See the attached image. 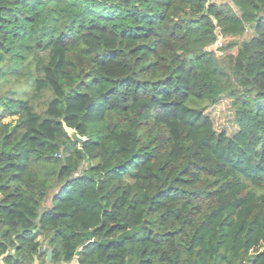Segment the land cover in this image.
Instances as JSON below:
<instances>
[{
    "label": "trees",
    "instance_id": "1",
    "mask_svg": "<svg viewBox=\"0 0 264 264\" xmlns=\"http://www.w3.org/2000/svg\"><path fill=\"white\" fill-rule=\"evenodd\" d=\"M230 1L0 0V264H264V0Z\"/></svg>",
    "mask_w": 264,
    "mask_h": 264
},
{
    "label": "rangeland",
    "instance_id": "2",
    "mask_svg": "<svg viewBox=\"0 0 264 264\" xmlns=\"http://www.w3.org/2000/svg\"><path fill=\"white\" fill-rule=\"evenodd\" d=\"M209 3H215L217 5L221 4H228L235 14L239 15L238 8L233 5V3L230 0H208ZM251 33L249 31L246 32L245 36L241 40H248L251 38ZM220 42V40H219ZM216 42L213 46H211L209 49L214 51L216 55H219L218 47H220V44H217ZM23 86V85H22ZM10 90H15L16 93L14 96H23L21 93V87L19 85H16L14 83H2L0 86V96L1 95H7L8 97H11L13 95L10 94ZM29 89H27L28 91ZM206 113L212 118L216 129L219 130H231V118H232V112L230 109V103L229 102H221L218 106L210 108L206 111ZM10 121V119H5L4 122ZM76 264V263H72Z\"/></svg>",
    "mask_w": 264,
    "mask_h": 264
},
{
    "label": "water",
    "instance_id": "3",
    "mask_svg": "<svg viewBox=\"0 0 264 264\" xmlns=\"http://www.w3.org/2000/svg\"><path fill=\"white\" fill-rule=\"evenodd\" d=\"M189 58H191V56H189ZM66 133H67L68 137L70 138V140L73 143L77 144L78 147H81L83 145L85 139L80 137V136H78V134L76 133L75 130L66 129ZM84 241H86V242L91 241V232H86L85 233ZM46 244H48V240L46 241ZM43 252L46 255V261L50 262L51 261V256H52V253H51L50 249L48 247H46V248H44Z\"/></svg>",
    "mask_w": 264,
    "mask_h": 264
},
{
    "label": "crops",
    "instance_id": "4",
    "mask_svg": "<svg viewBox=\"0 0 264 264\" xmlns=\"http://www.w3.org/2000/svg\"><path fill=\"white\" fill-rule=\"evenodd\" d=\"M34 264H40L38 261H36ZM72 264V263H71Z\"/></svg>",
    "mask_w": 264,
    "mask_h": 264
},
{
    "label": "built area",
    "instance_id": "5",
    "mask_svg": "<svg viewBox=\"0 0 264 264\" xmlns=\"http://www.w3.org/2000/svg\"><path fill=\"white\" fill-rule=\"evenodd\" d=\"M218 43L217 44H220V42L219 41H217Z\"/></svg>",
    "mask_w": 264,
    "mask_h": 264
}]
</instances>
